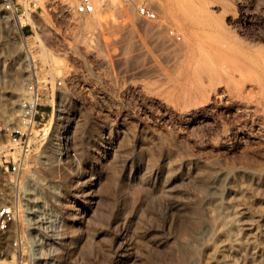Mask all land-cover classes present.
Here are the masks:
<instances>
[{
    "label": "rangeland",
    "instance_id": "1",
    "mask_svg": "<svg viewBox=\"0 0 264 264\" xmlns=\"http://www.w3.org/2000/svg\"><path fill=\"white\" fill-rule=\"evenodd\" d=\"M6 1L0 0V203L9 196L7 166L25 152L26 169L35 170L34 157L43 147L55 151V135L59 138L61 127L73 123L74 115L77 118L81 114L86 125L81 132V149L70 153L71 159L74 153L80 161H74L72 166L81 175L80 182L65 187L58 196L61 202L53 199L50 192H43L45 204L37 208L36 202L42 200L35 199L40 182L56 186L58 176L46 174L39 184L26 178L25 184L33 183L36 187L35 194L25 196L21 185L15 200L24 202L29 198L27 222L20 224L17 214L15 224L0 237V264H192L194 260L198 264H218L211 250L227 240L233 264H264V172H252L264 168V108L256 103L260 94L256 90L245 92L244 99L249 103H234V97L222 93L219 87L211 94L204 118L193 108L187 111L188 104L175 100L176 86L185 76L181 75L166 41L170 37L176 44H193L192 49L201 46V42L211 44L213 37L205 38L206 42L198 34V16L189 27H184L174 23L168 14L167 34L163 36L156 30L147 33L142 26L145 21L157 24L165 5L176 12L182 2L138 0L132 6L140 16L131 34L133 47L124 55L119 41L109 58L105 50L97 47V28L93 25L84 30L81 20L93 18L96 23L113 20L126 24L127 18L113 5L122 0H110L113 4L104 10L103 1L98 0L102 10L94 7L93 13L85 15L74 12L79 0H13L19 15L5 8ZM90 1L94 5V0ZM141 5L154 9L156 18L141 16ZM202 8L211 15L213 20L209 22L224 29L218 42L222 39L224 45L231 43L238 48L241 44L250 55L264 48V0H205ZM15 16L23 18L22 28ZM122 34L114 31L104 36L119 39ZM122 56H128L127 61ZM18 73L21 78L16 84L13 78ZM35 74L39 80L46 77L45 82L54 90V100L41 96L38 124L29 133V145L22 149L11 142L9 131L18 124L26 86ZM58 79L62 80L61 86L55 85ZM14 87L18 88L19 101L11 106ZM141 127L149 134L172 133L193 162L202 166L216 162L218 168L214 173L222 194L201 193L198 177L171 179L167 183L168 194L159 193L154 181L147 179L152 166L145 165L147 157L137 148ZM110 143L117 151L114 157L108 152ZM156 167L153 170H158ZM228 168L232 173L226 177L224 172ZM130 169L139 172L128 183L126 175ZM140 177L146 180L139 181ZM97 181L101 185L92 210L87 190ZM231 187L238 190L230 204V218L239 220L238 232H227L226 228L223 233L212 230L216 220L213 217L219 205L228 202ZM133 191H140L139 197L130 194ZM78 208L83 212L78 213ZM32 209L44 218L50 212L58 214L59 227L52 229L47 218L41 223L37 218H27V213L36 212ZM81 214V223H75L73 216ZM170 219L172 223L168 225ZM115 224L128 229V235H120L118 241ZM185 231L190 234L184 235ZM14 240L18 242L16 249Z\"/></svg>",
    "mask_w": 264,
    "mask_h": 264
},
{
    "label": "bare ground",
    "instance_id": "2",
    "mask_svg": "<svg viewBox=\"0 0 264 264\" xmlns=\"http://www.w3.org/2000/svg\"><path fill=\"white\" fill-rule=\"evenodd\" d=\"M97 1L98 0H94V5H95L94 7H96V10H102V9L104 10V8H106L108 5L113 4V2H111L110 0H102L104 3L103 4L104 7H102V9H99V6H98L99 3ZM137 1L138 0H122V3L113 4L118 9L120 14L124 15L127 18L126 24L123 22H117L113 20L102 21L101 23L98 21V23H96V20H94L93 18H84L81 20L82 29L84 30L90 29L93 27V25H94V28H97V31H96V34L98 37L97 47L101 51L102 49L105 50L109 58L111 57V55H114L115 43H118L119 41H121L123 45L122 52L124 55L126 54V52H129L133 47V43L131 41V34L136 27L135 23L139 22L138 20L140 17L134 12L135 4L133 3H136ZM180 1L182 2V4L180 2L181 7L178 5L179 9L176 12H173L171 9L168 8L170 7V5L168 7H167L168 4L165 5L166 8L161 10L163 12L162 13L163 15L161 16L162 19L157 24L154 25V24H151V22L149 21H145L142 24V26L147 31V33H151V30H156L158 31L159 34L163 36L167 34V31L169 29V25H167V21L168 20L170 21L168 14H170L172 19H174L175 21L174 23L184 26V27L186 26L189 27L190 24H192V21L196 19V17L198 16V20H199L198 23L200 24V29H199L200 31L198 33L199 36L201 35L202 37H204L203 39L205 38L209 39L208 37L210 38L213 37L215 38L216 41L215 42L212 41L213 40L212 38L210 39L211 44L208 42V44L204 45L201 42L200 44L201 46H197L198 49L197 47H194V46H193L194 49H192L193 44L190 45L191 47H188L189 44L187 46L185 44H176V41H173L172 38L170 37L167 38L166 42L168 46L170 47L169 48L170 54L171 53L173 54L174 62L178 64V68H179V71L181 72V75L185 76V80L178 82L176 86L175 100L177 102L182 101L185 104H188L189 107L187 111H190V109L193 108L192 110L196 114H199L203 116L204 118V116L206 115V109H207L206 107L209 106V104L211 103V94L212 92L216 91L219 87H222V93L228 94L229 96L234 97V98H231V101H233L234 103H241V104L249 103L246 99H244V98H247V95L245 94V92L253 93L256 90L255 92L260 94L259 99H257L258 101L256 103L258 105H261L264 108V51H261V49L263 50L264 48H259L260 50L258 51H260V53L256 50L258 53L255 51L254 55L253 54L250 55L248 54L249 52L245 48L241 47V44H238L240 45L238 48L237 45L233 47V44L231 43L229 45L228 43L225 42L227 45L226 44L224 45V43H222L223 42L222 39L221 40L219 39V42H218L217 37L221 35L224 29L223 27L220 28L219 24L217 25V24H214L213 22L212 23L209 22V20H213V19L210 17L211 15L208 16L209 13H207L206 10L202 8L203 5H205V0H197L199 4L197 6H195L196 0H187V1L185 0L186 1L185 3L182 0ZM132 6L134 7L132 8ZM94 11H95V8H94ZM15 17H16L18 27L22 28L23 18L20 16H15ZM155 18H156V13H155ZM95 23L98 26H96ZM114 31L116 32L121 31L123 32V34L119 39L118 37H113L111 39L105 38L104 36L105 33L110 34V33H113ZM189 36L191 35L189 34ZM201 36L200 38H202ZM222 37L224 36H221V38ZM198 41L199 40H197V42ZM127 57L128 56H122L121 59L127 61ZM20 76L21 74L19 73L17 75L15 74V77L13 78V80L15 81L16 84L20 81V78H21ZM172 78L176 80V78L174 77ZM248 84L250 86H248ZM26 96H27V93H26ZM25 97L22 99L24 100ZM11 98H12L11 106L15 105L19 101L18 88L14 87L11 90ZM60 109L58 110L61 111ZM79 115L80 116L77 118L75 115L73 116V123L68 124L69 130L67 129V125H63L61 127L62 136H67L68 139L70 140V144H71L70 152L71 150H74L75 154H76L77 149H81V143L83 139L81 136V132H82V128L86 125L85 118L81 117V114ZM97 125H96V128H98ZM90 127L93 128L95 126H93L92 124L90 125ZM67 130L69 131V133H67ZM32 131H35V129H33ZM138 133H140V137L138 138V141H137V148L139 149L141 154L143 152L144 155L147 157L146 158L147 161L145 165L152 166L150 171L148 172L147 179L154 181L153 184L156 186L157 190L160 191L159 193H164L165 195L168 194L167 193L168 192L167 183L171 179L180 178L182 180H185L190 177H195V178L198 177L201 180V183H200L201 185L198 188L201 193L208 194L211 191H216L217 196L222 194V189L218 188V184L216 183L218 175L214 173V169L218 168L216 162H210L206 166L205 165L202 166L201 164L196 163L195 161L193 162V160L190 159L188 153L183 150V147L180 141L176 137H174L172 133L166 132L162 134H159V133L149 134L150 132L148 133V130L143 127L139 129ZM53 141H55L56 143L57 141L56 135ZM53 141H50V142H53ZM52 149H53L52 147H45V148L43 147L40 153L34 157L33 164L35 166V170L26 171L25 173L21 174L20 186L22 185L25 196H28L30 194L32 195L35 194L34 190L36 187H33L32 184L35 182L37 183L41 179L44 180L43 178H46L45 176L46 174L48 175V177L58 176L59 182L57 184L55 183L56 186H54L53 184H51L53 186H50V183L46 184L45 182H40L39 184L38 182L40 187L38 191H36V193L39 194V196L37 195L38 197H36L35 199H37L36 201H38L39 197H41L42 200L36 202L37 208L44 206L45 201L43 200V196L45 195L43 194L46 191L48 192L49 195L51 193L53 199H57L56 200L57 202H61L58 200V196H60V194L64 191L65 187L73 186L76 181L78 183L80 182V179H81V175L79 174V172L73 171L72 169L74 161L77 163L80 162L78 159V156L74 155L72 151L73 156H75L74 159H71L70 156H68L66 159H63L58 156L56 149L54 152L52 151ZM108 152H109V155L113 154V157L116 154L115 152H117L115 151V148L112 145V143H110L108 147ZM158 161H159V164L161 165H158ZM156 166L158 167V170H153ZM137 172H139V169L135 170V172L130 169V172H128L126 175V178L128 179V183L131 180H133L134 175ZM252 172L253 173L264 172V168L255 169ZM224 173L226 177H229L230 174L232 173V169L228 168L226 169ZM63 175L66 176V178ZM62 177H64L65 179ZM26 178H29L31 181L34 180L33 183L25 184ZM117 178L119 179V176ZM142 180H144L143 177H140L139 181H142ZM145 180H146V177H145ZM100 185H101L100 181L94 182L90 185V188H89L90 190H87L88 191L87 194L89 196V201H88L89 209L94 208L93 205L96 202L95 200L96 193H97L96 191L99 189ZM137 189L139 190V188ZM139 192L140 191L138 192L133 191L130 194H133L134 196H138ZM229 195L230 197L228 199V202H222L219 205V209L215 217H213V218H216V220L213 222L212 230L215 229V230H218L219 232L222 231V233L225 232V230L227 232H230L231 230L233 233L238 232V223H239L238 218L236 217L230 218V204L237 197L238 190L234 187H231L229 189ZM28 200L29 198L25 199L24 202H19L17 205L18 219L20 221V224L27 222L25 221L26 220L25 216H26L27 209H29V206H27ZM81 209L82 208H78L77 212L78 213L79 211L83 212L84 209L82 210ZM32 210L36 211V209H32ZM78 216L77 215L73 216L75 219V223L76 222L81 223V219L83 218V215L81 214V216L79 217ZM60 217L61 216L59 215L57 216V218H60ZM171 223H172V219L169 220L168 225H170ZM262 224H263L262 229L264 233V222ZM115 228L117 230V235L119 234L118 237H115L116 241L120 239L119 238L120 235L123 237L128 235V229L127 230L126 228L123 229V227L120 228L119 224H115ZM22 229L24 230V228ZM183 234L185 235V234H190V233L185 231ZM91 238H93L94 240L95 235L93 234ZM126 244L130 245L129 242ZM57 251L58 249L56 250V254L59 252ZM211 252H212V256L217 259L218 264H233L232 261L230 260V255H229L230 254L229 240H227L224 244L218 245L217 247L213 248ZM60 256L61 255H59V257ZM192 264H198V262L194 260Z\"/></svg>",
    "mask_w": 264,
    "mask_h": 264
},
{
    "label": "built area",
    "instance_id": "3",
    "mask_svg": "<svg viewBox=\"0 0 264 264\" xmlns=\"http://www.w3.org/2000/svg\"><path fill=\"white\" fill-rule=\"evenodd\" d=\"M5 8L8 11L14 10V12L19 15L18 8L15 6L13 0H7L5 2ZM139 14L145 16L149 19H155V11L152 8H149L148 5H141L139 7ZM74 12L78 15H85L94 12V5L90 0H79L78 3L74 6ZM46 78V77H44ZM44 78L39 80L38 76L35 74V77L32 78L27 86L26 93L27 96L22 101L21 104V112L18 118V124L13 127L9 131L10 140L12 143L17 145L20 148H27L30 141L29 133L35 128L38 124L36 121L38 109L41 107L40 99L42 95H46L54 100V90H52L51 86H48L47 82H45ZM57 86L62 85V80L58 79L56 81ZM67 124V129H68ZM69 130V129H68ZM67 130V133L69 131ZM62 131V130H61ZM65 135V134H63ZM67 135V134H66ZM56 144L54 145V149L57 150L58 156L60 158L66 159L70 156V140L67 136H62L60 132L59 138H57ZM21 157V159H20ZM17 160L13 161L11 166L6 168L7 170V189H8V198H6L3 202L0 203V237L4 236L10 229L11 226L15 224V218H17L18 209L17 205L20 201L15 200V196H19L20 194V178L21 174L28 171L26 169V153L20 156ZM22 190V189H21ZM23 192V191H22ZM24 195V193H23ZM38 211L34 214H28L27 218H37L35 219L37 222L41 223L48 219L49 225L53 229L59 227V223L57 224V216L52 212L48 213L46 218L40 214V212L36 215ZM14 248L18 247L17 240L12 242ZM1 252V251H0Z\"/></svg>",
    "mask_w": 264,
    "mask_h": 264
}]
</instances>
